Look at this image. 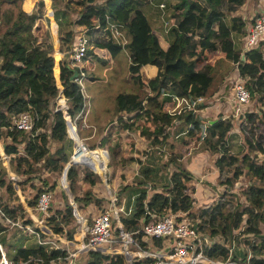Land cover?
<instances>
[{"label": "trees", "instance_id": "obj_1", "mask_svg": "<svg viewBox=\"0 0 264 264\" xmlns=\"http://www.w3.org/2000/svg\"><path fill=\"white\" fill-rule=\"evenodd\" d=\"M34 1L26 0L24 9V0H0V143L3 153L12 156L9 158L11 169L24 176L21 184L30 182L31 188H37L36 195L30 198L18 185L28 205L36 206L43 189L51 193L57 191V180L52 179V174L63 172L70 160L73 141L67 118L58 109L56 99L60 93L57 101L63 107L66 100L72 120L79 115L83 117L86 96L81 85L71 79L75 71H82L70 66V53L77 37L85 34L89 43L82 66L93 59L106 63L107 58H117L123 49L128 51L127 81L135 88L116 95L114 113L119 122L129 121L132 116V125L138 119L145 120L144 124L139 123L141 135L153 149L143 152L148 162L141 167L140 177L119 188L121 195L127 193L126 208L132 207V212L122 218L124 228L134 232L170 212H185V217L197 225L201 237L208 235L213 239L212 244L203 247L209 257L236 264H264V110L261 106L249 110L250 101L242 106L241 114H237V107L234 110L231 107L237 119L220 111L212 119H206L207 124L199 113L209 105L211 98L226 89L228 77L236 70L239 73L231 80L233 88L242 80L252 95L251 100H257L258 105L264 102V41L243 50L234 40V35L246 36L250 29H247V18L241 14L247 0H68L63 6L53 0L62 53L59 87L53 42L48 36L41 39L35 27L39 18L46 17L45 3L41 0L36 12L31 9ZM161 2L173 9L166 47L144 10L150 3L159 5ZM74 13L78 14L75 19ZM254 20L250 19L252 25ZM109 22L119 26L122 32L119 39L114 38ZM209 53L218 55L220 60L207 58ZM223 59L229 66L221 71L219 66ZM173 95L188 99L204 97L205 100L196 110L184 107L180 113L170 112ZM26 112L32 116L33 128L19 130L15 121ZM237 121L241 123L242 142L239 144L242 148L236 152L232 149V131ZM182 125L191 138L188 148L201 141L207 151L218 155L215 161L218 183L223 186L215 203L196 212L193 209L195 188L190 187L194 179L192 172L173 155L168 158L161 153L159 157L167 159L161 167L156 161L155 147H166L169 134ZM78 133L82 136L79 127ZM106 140L107 137L103 138L101 147L106 145ZM174 145L172 140L169 148L173 149ZM106 149L116 161L114 149ZM129 157L133 159L132 155ZM80 160L92 163L99 172L103 170L100 163L104 160H100L98 153ZM142 162L139 159V164ZM170 165L175 166L174 172L165 171V176H161V169L167 170ZM41 168L47 175L40 176L43 185L38 186L32 181L40 180L38 176L28 175L39 173ZM67 178L83 215L87 216L84 212L89 205L96 208L91 215L105 210L104 198L93 190L101 178L88 165L71 166ZM243 178L246 180L244 189V184L238 186ZM63 180H58L61 187H65ZM0 186H5L7 192L18 199L8 168L1 160ZM238 188L242 193L246 191L247 201L241 200V193L235 191ZM60 190L64 192L65 208L51 205L46 224L59 234L71 227L70 237H73L74 209L68 194ZM117 201L120 203L118 197ZM0 209V243L10 258L18 257L23 261L33 258L36 261L29 264H51L53 259L66 254L41 243L46 234L31 218L26 217L22 224L33 227L34 233L12 225L11 222H17L26 213L22 203L0 201ZM13 229L17 236L14 242L8 238ZM34 234L35 239H31ZM29 240L35 242L27 244ZM142 241L146 246L148 241L159 248L165 246L163 238L148 241L142 238ZM235 242L243 245L241 258L231 256ZM146 262L136 260L134 264ZM90 264L121 263L116 257L97 255Z\"/></svg>", "mask_w": 264, "mask_h": 264}, {"label": "rangeland", "instance_id": "obj_2", "mask_svg": "<svg viewBox=\"0 0 264 264\" xmlns=\"http://www.w3.org/2000/svg\"><path fill=\"white\" fill-rule=\"evenodd\" d=\"M40 1L41 0H35L33 3L34 5H32L33 7L31 6V9L33 8L32 10L37 12V9L40 8L39 6ZM61 1H66V0H57L56 2H58V5L60 4V6H63V2ZM52 2L53 0L47 5L46 0H44L45 11H47L50 5L52 8ZM25 5H26V0H24L23 2L24 9H25ZM170 7L171 6H169V8H165V10H162L160 9L161 7L160 8L158 7V5H152L150 3V5L148 6V9H149L148 12L150 13V17H152L151 20L154 25L153 27L158 30L157 31L158 35L160 36L161 41L165 45L167 44V42L169 43V41H167L168 39L167 36L169 34L168 31L171 27V25L167 22H169V20L171 19L173 15V9ZM263 8H264V0H247L246 4L241 9V14H243L248 20L247 29H249L252 26L250 19L255 18L257 16L256 14L260 13V11H262ZM144 10L147 11V8L145 7ZM35 27L37 28V33L41 39H46V37L48 36L47 39L50 41L51 38H54L52 35L53 29L51 28V20L49 22L48 21L46 22V21H41L39 18ZM234 40H235L237 47L244 50L245 36L244 35L242 36L234 35ZM123 56L124 57L126 56L125 52L120 53L117 59H111L105 56V58H107L106 63H102L96 59H93V60L88 61L87 64L83 65V69L85 72L83 90L86 96V109L84 112L85 114L84 121L86 124L88 123L89 125L91 124L92 126L88 127L86 124L82 123L83 127L81 128L82 137H83L82 140L84 144L87 146V148H89L90 150L97 149L100 152V150L106 149V147H111L114 149V155H115L116 161H114L112 159L113 157L110 155L109 162H108V169H107V178L109 180V184L111 185V188L114 191H117L118 193L117 197H118L119 202H123V198L127 197V193L121 195V191L119 188L123 185H126L127 183H131L133 180H136L137 177H140L141 167L143 166V164H146L148 162L146 156L144 157L143 152L144 151L150 152L151 150H153L151 147L148 146L146 142V138L143 135H141L142 126H139V123L141 122L142 124H144L145 120L142 121L138 119L135 121L136 123L132 125V122L134 121V118L132 116H130L129 121L127 120V121L119 122L117 121L118 118L115 116V113H114L116 95L122 91L130 92L134 90L135 88L132 82L127 81L128 70H127L126 62H130L129 53L126 57L127 60L120 59ZM217 56L215 57L214 54L209 53L207 55V58L215 57L216 58L215 60L218 61L220 59H218L219 57ZM220 63L221 62H219V64ZM58 65H59V62H58ZM227 66H229V63L225 59H223V63L220 64L219 68L221 71H223L224 68H227ZM237 73H239L238 70H236L234 74L228 77L229 81H227L226 89H224V91L222 90L220 94L229 95L227 96L228 98L234 97V88H233V83H231V80L233 81V79H236V77L235 78L233 77L236 76ZM59 95L60 94H58V96ZM218 99H219L218 95L214 96L213 98H211L210 102H208V104L210 105L207 106V108H202L199 111V113L202 115L204 119H212L220 111H223L225 115L226 113L231 112V111H226L225 109L226 103H223V102L221 103L220 100ZM172 101L173 103L174 102L178 103L174 99ZM249 104H250L249 110L251 109L253 110L254 108L258 109L259 106H261L262 109L264 110V102H261L262 105H258L257 100L252 99ZM242 112L243 111H241V113ZM95 125L97 126L93 128ZM129 125H131V127H127ZM184 126L185 125H182L180 127H175L173 129L174 131L171 132L168 136L169 142L167 143L166 147H163V148L155 147L157 150L156 161L159 163L158 165L159 167H161V164H163V162L167 161V159H164V158L162 159L159 157L161 153L167 155L168 158L171 155H173L175 158L182 161L186 167L188 166L186 164H189L191 155L194 154L195 151L201 150L203 151L204 154H208L206 152H209V151L205 149L202 143L200 147L197 150L194 149V152H191L192 154L190 155L189 150L191 148H188V146H189V143L191 142V138L188 135L187 129ZM121 127H124V128L121 129ZM184 128H185V131H184ZM238 128L240 129V132L242 134L241 125H238ZM94 130L97 131L96 134L93 133ZM237 136L240 138L239 135ZM105 137H107L106 145L104 147H101L102 140ZM172 140L175 141V145L173 149L169 148V144H171ZM186 143L188 144L186 145ZM75 147L76 145H75V142L73 141L72 148H71V155L73 154ZM91 147H94V148H91ZM241 148L242 146L238 144L237 148H232V149L237 151V150H241ZM2 149H1V143H0V154H1L0 160L3 162V166L8 168V176H9L10 172H14L11 169V166L9 164L10 163L9 158L12 156L3 153ZM80 153L81 151H78L77 155H79ZM100 153L102 154L100 156V159H102L103 156L104 158H106L105 153L103 152H100ZM109 153H111V151ZM204 154L202 155L203 164H201L199 172L197 173L198 179L195 180L196 173H194L195 175L192 173L194 175V179H192V181L190 182V187L195 188V193H193V197L194 195L196 197V201L193 207L195 212L198 211L202 207L209 206L210 204L212 205L213 199L215 203V201L218 199L220 192H221L220 190H217V189L215 190V188H217V185L213 187L214 184H217L215 181L211 180L208 183V181L206 180V175L210 173L211 171V169L208 170V165H211L212 163L215 164L216 158L213 157V159L210 160L211 157L207 156V158H205ZM88 155H91V154L82 153L79 158L82 159ZM131 155L133 156L132 157L133 159L129 157ZM139 159L143 160L141 164H139ZM200 159H201V153L198 152L193 156L192 161L197 163ZM100 164H101L100 167H103L102 160ZM190 167H193V166H190ZM174 170H175V166L170 165L167 170L164 169L163 167L160 173L162 172L161 176H165V173H166L165 171H169V173H173ZM63 173L64 172H60L57 175L52 174V179L57 180L56 183L58 185V188L56 189L57 191L52 193L54 196L52 206L54 205L53 207L55 208L61 207L60 203L63 206L58 209L65 208V202L63 204V200H62L63 198L62 194H64V192L60 190V187H61L59 183L60 181H58V180H61ZM102 174L103 176H106V173H102ZM17 175L20 176L21 178V180L18 182V185L20 186L21 191L25 195H28L30 198H33L36 195L37 188H34V187L31 188L30 182H24L23 184H21L24 181V176L18 173ZM42 175H47V173L43 171V168H41L39 173L37 174L33 173L32 175H28V176H35V177L38 176V178L40 179V176L43 177ZM108 175L110 177H108ZM201 177H204V179H201ZM32 181L38 186L43 185V181L41 179L32 180ZM100 181L101 182H99L97 185L93 187V190L97 192V196L104 198L102 199V201L105 202V207H108L110 205V201L107 196L109 194V191H108L107 185L103 181V178ZM242 184H244L242 187V189H244L245 184H246V180L244 178L238 182V186H241ZM13 185L15 184L13 183ZM240 189L241 188H238L235 191L238 193H241L240 198L242 201H247L246 198L248 196L246 194V191L242 193L240 192ZM0 201L6 202V203L10 202L16 205H18V203H21L20 198L18 197L17 199L15 195L12 196L11 194H9L7 190L5 189V186H0ZM90 206H93V205H89L88 207ZM83 207H86V205L84 204ZM47 216H49V212L46 215V217ZM27 217L28 219L30 218L29 216ZM46 222L47 220L45 218V221H44L45 225H47ZM113 222L115 225L116 221H113ZM75 224H76V221L74 222L73 226H75ZM69 228L71 227H68L66 229H69ZM35 235L36 234L31 235V239H35ZM16 237L17 236L15 234V230L14 229L11 230V232H9L8 234L9 240L14 242ZM49 240H53V239L50 238ZM212 240L213 239H211V243H213ZM31 242H35V241L29 240L27 244H30ZM232 247L233 248H232L231 256H237L239 258L244 256V248L242 244L235 242L233 243ZM72 248H74V246H72ZM36 264H39V263H36ZM51 264H54V263H51Z\"/></svg>", "mask_w": 264, "mask_h": 264}, {"label": "built area", "instance_id": "obj_3", "mask_svg": "<svg viewBox=\"0 0 264 264\" xmlns=\"http://www.w3.org/2000/svg\"><path fill=\"white\" fill-rule=\"evenodd\" d=\"M158 7H161L160 9L165 10L166 4L161 2ZM256 15L257 16L255 17L253 25L250 27L248 34L245 36V48L247 49L259 46L260 43L264 41V9ZM108 26L114 38L119 39V37L122 35L119 26L113 22H109ZM88 43V36L85 34H80L77 37L74 47L70 53V66L73 68L79 67L82 71L81 73L78 71V76L74 80L81 85L83 92L85 72L82 69V64L88 50ZM59 97L60 95L58 98ZM234 97L238 103L237 114H240L242 111V106L249 103L252 97L250 91L245 86L244 81L241 80L235 83ZM173 99L178 102V106L175 109H171L169 111H177L178 113H180L184 107H187L191 110H196L197 105L203 103L205 100L204 97L188 99L185 97H179L177 95H173ZM57 106L60 110L65 108L66 113L64 111L63 112L67 118L70 137L76 145L67 166L63 170L64 173L62 178L64 175L67 178V172L71 166L78 164L88 165L94 172L103 178V181L107 185L110 205L105 207V210L102 213L94 215L93 217L83 215L79 210L74 196L72 198L68 193L71 188L67 178L68 184L67 186L62 187V189L67 192L76 217V224L72 232L73 237H70V231L72 230L71 228L65 229L63 234H59L55 233L44 223L46 215L48 214L50 206L54 200V196L50 191L43 189L40 192L36 206L33 207L29 206L26 199L21 197L22 204L26 209V213L24 216L19 218L17 222L11 223L14 226L25 228V231L34 233L33 227L22 224L25 217L29 216L46 235H50H47V237L41 240V243L44 245H49L50 249H57L66 252L65 255H60L53 259L51 263L89 264L95 256L102 255L103 257H116L120 261L127 262V264H134L136 260L140 259L147 260L146 264H236L234 262L229 263L218 258L209 257L204 253L203 247L210 245V237L208 235L201 237L198 232L197 225L185 217V212H170L158 220L144 225L140 230L134 232L126 230L123 226L122 218L132 212V207L127 209L125 202L118 203V193L117 191H114L109 184V180L107 178V169L110 157L108 150H100V152H103L106 155V158H104V156L102 158L105 162H103L104 169L101 172H99L92 163L80 160L79 157L82 152L85 151L86 153H90L91 151L98 150H90L87 148L79 136L76 123L81 115H79L75 120H72L67 113L68 105L66 100L64 107L61 106L60 103H57ZM15 126L19 130H32L33 119L31 114L29 112L22 114V116L15 121ZM206 135L207 133L204 132L203 136L205 137ZM76 138H79L80 140L77 141ZM80 150L81 153L77 155L78 151ZM102 173H106V176H103ZM9 177L16 185H18V182L21 180L20 176L14 172H10ZM149 187L150 190L152 186L149 185ZM133 198H135V196ZM113 221H116L115 225ZM142 237H145L146 239L148 238V240L151 238H163L165 241H167V246L165 247L166 250H153L148 248L143 243ZM50 238L53 240H49ZM72 246H74V248H72ZM0 250V264H29L32 260L36 261V259L33 258L24 261L18 257L10 258L1 243ZM85 256L88 258L83 260L82 258Z\"/></svg>", "mask_w": 264, "mask_h": 264}, {"label": "crops", "instance_id": "obj_4", "mask_svg": "<svg viewBox=\"0 0 264 264\" xmlns=\"http://www.w3.org/2000/svg\"><path fill=\"white\" fill-rule=\"evenodd\" d=\"M44 1V0H43ZM52 0H49V1H47L46 0V3H47V5L51 2ZM68 0H66V1H61V2H63V4L64 3H66ZM149 6V5H148ZM148 6L146 7L147 8V11H145L146 13H147V15H148V18H149V20H150V22H151V24H152V26H154L153 25V23H152V20H151V18L152 17H150V13L148 12ZM264 9V8H263ZM50 10L51 11H53V8H51V5H50V7H48V9H47V11H46V17H44V19L43 18H41L40 20L41 21H48V19L47 18H49L50 20H51V28L53 29L52 30V35H53V37L54 38H51V41L53 42V45H54V51H55V58H56V65L58 66V74L56 75V73H55V75H56V77H57V81H58V84H61V82H60V57H61V55H62V53L60 52V38H59V26H58V23L56 22V20H55V17H54V15H51L50 13ZM263 11V10H262ZM261 12V11H260ZM54 13V12H53ZM77 15V16H76ZM255 16V15H254ZM253 16V17H254ZM75 17L77 18L78 17V14H76V13H74L73 14V19H75ZM49 20V21H50ZM48 21V22H49ZM154 28V27H153ZM55 29H56V32H55ZM155 29V28H154ZM157 30V29H156ZM158 31V30H157ZM168 37V36H167ZM170 39L168 38L167 39V41H169ZM161 43H162V45L163 46H168L169 45V43L167 42V44L165 45V44H163V42L161 41ZM122 52H125V57L123 56L122 58H120V59H123V60H127V55H128V51L126 50V49H123L122 51H121V53ZM119 56V55H118ZM115 59H117V58H115ZM119 60V59H118ZM58 62H59V65H58ZM127 63V69H128V63L129 62H126ZM87 64V63H86ZM82 68H83V66H82ZM59 87V86H58ZM218 96H219V99L218 100H220V102L222 103H226V111H230V109H231V107L233 108V110L234 109H236V107H237V101L234 99L235 97H231V98H228L227 96H229V95H224V94H218ZM173 100V99H172ZM210 102V101H209ZM210 105V104H209ZM208 105V106H209ZM178 106V104L177 103H173V105H172V107L170 108V110L171 109H175L176 107ZM205 108H207V107H205ZM234 112L233 111H231V112H229V113H226V115H234L233 114ZM82 117V116H81ZM79 118L78 120H77V123H76V126H77V131H78V127H79V129L80 128H82L83 127V124L82 123H84V124H86L85 123V121H84V119H85V114H83V117L82 118ZM233 117H235V119H237V117H238V115L236 114V115H234ZM207 120H209V119H207ZM206 119L204 120V123L205 124H207V121ZM241 123L239 122V121H237V123H236V125H235V128L233 129V131H232V142H233V148H237V145L239 144V143H241L242 142V137H241V132H240V129L238 128V125H240ZM88 127L90 126H92L91 124L89 125L88 123L86 124ZM97 125H95L93 128H95ZM82 130V129H81ZM93 133H97V131L96 130H94L93 131ZM237 135H239L240 136V138L237 136ZM79 136H80V134H79ZM81 139H83V137L81 136L80 137ZM200 145H201V141H199L198 143H197V146H195V147H191V149L189 150V152H190V155L192 154L191 152H194V149L195 150H197L199 147H200ZM234 150V149H233ZM234 151H236V150H234ZM238 151V150H237ZM236 151V152H237ZM109 152V151H108ZM198 152H200L201 153V159L197 162V163H195V162H193L192 161V158H193V156L196 154V153H198ZM206 153H208V154H204L203 153V151H201V150H199V151H195V153L194 154H192L191 155V158H190V160H189V164H186V165H188L187 166V169L189 170V171H191L193 174L194 173H196V175H195V180H197L198 179V172H199V169H200V166H201V164H203V157H202V155L204 154V157L205 158H207V156H210L211 158H210V160H212L213 159V157H215L216 159H217V156L218 155H213L212 153H210V152H206ZM109 156H110V153H109ZM101 160V159H100ZM206 160V159H205ZM216 161V160H215ZM90 163V162H89ZM190 166H193V167H190ZM10 168V167H9ZM209 169H211V171H210V173H208L207 175H206V180L208 181V183L211 181V180H213V181H215L217 184H214L213 185V187L214 186H216L217 185V188H215V190L217 189V190H220V191H222L223 190V186H221L219 183H218V174H217V172H218V168H217V166H216V162H215V164L214 163H212L211 165H208V170ZM215 170V171H214ZM217 171V172H216ZM100 176V175H99ZM100 178H101V176H100ZM64 179V180H63ZM102 179V178H101ZM201 179H204V177H201ZM4 180V179H3ZM62 180L64 181V186H67V178H66V176L64 175L63 176V178H62ZM5 181V180H4ZM60 183V182H59ZM70 184V183H69ZM196 185H197V183H196ZM60 186H62L61 184H60ZM15 188H16V190L18 191V196H19V198H20V201H21V203H22V200H21V197H23L24 199H25V197L23 196V194H21V191H20V189H19V186L18 185H16L15 184ZM60 188H62V187H60ZM21 194V196H20V194ZM67 193V192H66ZM108 193V192H107ZM203 193V192H202ZM206 195V194H205ZM108 196V199H109V194L107 195ZM106 196V197H107ZM213 196V195H212ZM211 196V197H212ZM126 198L127 197H124L123 198V202H126ZM194 198H195V200H196V197H195V195H194ZM62 200H63V204H64V199L62 198ZM110 201V200H109ZM213 203H214V199H213ZM212 203V204H213ZM211 205V204H210ZM60 206L61 207H63L62 206V204L60 203ZM61 207H58V208H61ZM90 209V210H89ZM92 209H96V208H94V206H91V207H88V208H86L85 209V212L84 213H86L87 214V216L88 217H93L94 215H91V213H93L95 210H92ZM143 238V240H145V241H148V238L146 239L145 237H142ZM217 240V239H216ZM210 244H212L211 243V238H210ZM167 246V241H165V246L164 247H161V248H159V247H157L156 245H154L153 244V242L152 241H148V245H147V247L148 248H150V249H153V250H162V249H164V250H166L165 249V247ZM15 258H17V257H15ZM88 257L87 256H85V257H83L82 259L83 260H85V259H87ZM94 259V258H93ZM92 259V260H93ZM91 260V261H92ZM141 260V259H140ZM119 262L121 263V264H127L125 261H120L119 260ZM91 263V262H90ZM89 263V264H90Z\"/></svg>", "mask_w": 264, "mask_h": 264}, {"label": "water", "instance_id": "obj_5", "mask_svg": "<svg viewBox=\"0 0 264 264\" xmlns=\"http://www.w3.org/2000/svg\"><path fill=\"white\" fill-rule=\"evenodd\" d=\"M50 14L51 15H54V13H53V11H51L50 10ZM78 76V71H75V73L73 74V76L71 77V79L73 80V79H75L76 77ZM67 110V109H66ZM62 111H64L65 113H66V111H65V108H63V110ZM68 113V112H67ZM84 163V162H83ZM68 193H69V195L73 198V194H72V191H71V189L68 191ZM75 199V198H74Z\"/></svg>", "mask_w": 264, "mask_h": 264}, {"label": "bare ground", "instance_id": "obj_6", "mask_svg": "<svg viewBox=\"0 0 264 264\" xmlns=\"http://www.w3.org/2000/svg\"><path fill=\"white\" fill-rule=\"evenodd\" d=\"M77 141H79L80 139L79 138H76ZM81 151V150H80ZM82 153H86L85 151L82 152ZM92 153H98L99 156H101L102 154L99 152V151H91L89 154H92ZM105 162V161H104ZM103 165V164H102ZM104 169V167H103Z\"/></svg>", "mask_w": 264, "mask_h": 264}, {"label": "clouds", "instance_id": "obj_7", "mask_svg": "<svg viewBox=\"0 0 264 264\" xmlns=\"http://www.w3.org/2000/svg\"><path fill=\"white\" fill-rule=\"evenodd\" d=\"M57 78V77H56ZM59 86V85H58ZM63 92V91H62Z\"/></svg>", "mask_w": 264, "mask_h": 264}]
</instances>
